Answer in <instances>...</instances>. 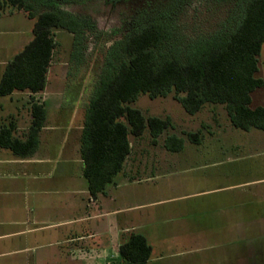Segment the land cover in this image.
I'll list each match as a JSON object with an SVG mask.
<instances>
[{
    "label": "crops",
    "instance_id": "0c3cea01",
    "mask_svg": "<svg viewBox=\"0 0 264 264\" xmlns=\"http://www.w3.org/2000/svg\"><path fill=\"white\" fill-rule=\"evenodd\" d=\"M27 18L0 15V79L33 38V25L30 35L15 25ZM49 70L42 90L0 95V131L19 149L0 145V264H123L131 234L151 248L145 264H264V130L233 131L213 116L205 149L173 131L129 136L121 170L92 194L80 154L85 108L66 128L57 121L64 90L47 87ZM33 104L45 122L27 152ZM168 134L184 138L181 149L164 146Z\"/></svg>",
    "mask_w": 264,
    "mask_h": 264
},
{
    "label": "trees",
    "instance_id": "16d2710c",
    "mask_svg": "<svg viewBox=\"0 0 264 264\" xmlns=\"http://www.w3.org/2000/svg\"><path fill=\"white\" fill-rule=\"evenodd\" d=\"M50 1L41 0L43 4ZM5 2L35 21L33 38L5 66L0 95L45 87L57 44L55 28L73 34L70 59L81 63L85 26L80 18L57 10L38 13L32 0ZM263 45L264 0H237L220 28L185 44L159 20L147 21L114 42L85 108L80 137L83 174L90 192L102 190L121 170L130 149L129 136H140L147 129L154 141L172 126L169 117L147 116L134 107L139 94L153 99L173 92L190 115L205 104H219L234 128L264 130V104L251 106L252 92L264 86V79L255 76ZM31 113L27 152L35 148L45 122L43 105L33 104ZM7 132L0 131V145L17 152V141L6 137ZM185 134V139L199 142V131ZM183 143L184 138L175 134L164 138L170 150L181 149ZM150 250L143 236L131 234L120 246L123 264H145Z\"/></svg>",
    "mask_w": 264,
    "mask_h": 264
},
{
    "label": "rangeland",
    "instance_id": "374dc122",
    "mask_svg": "<svg viewBox=\"0 0 264 264\" xmlns=\"http://www.w3.org/2000/svg\"><path fill=\"white\" fill-rule=\"evenodd\" d=\"M32 1L38 13L45 10L70 13L80 18L85 26L83 58L80 64H74L70 59L73 34L61 28L53 30L57 44L50 65L47 87L64 90V101L62 107L56 108V112L55 108L49 109L48 118L51 120L55 112L54 117L64 126L71 112L80 113L82 108L87 107L108 48L129 31L147 21L159 20L171 28L180 43L185 44L220 28L237 2V0H52L43 4L41 0ZM11 11L14 13L22 11L27 15L25 11L13 8L5 0H0V15ZM34 21L35 18H27L25 22L20 20L15 25L17 27L21 25L20 29L30 35ZM255 76L264 79V45L258 56V71ZM173 95L171 92L165 97L152 99L145 94H139L132 105L141 109L147 116L169 117L172 126L166 131H173L184 138L186 132L199 131V136L202 137L199 138L198 146L204 149V125L212 120L213 116L233 131L243 132L230 124L222 105L205 104L200 111L190 115ZM251 96L252 107L264 104V86L255 89ZM143 134L150 138L147 129ZM187 142L188 145L193 144L190 140ZM216 150L218 149L213 145L208 149Z\"/></svg>",
    "mask_w": 264,
    "mask_h": 264
}]
</instances>
